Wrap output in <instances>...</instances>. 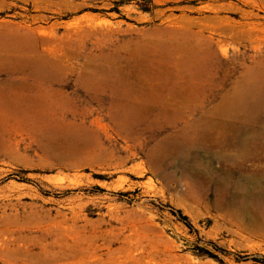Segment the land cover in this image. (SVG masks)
<instances>
[{"label":"rangeland","instance_id":"374dc122","mask_svg":"<svg viewBox=\"0 0 264 264\" xmlns=\"http://www.w3.org/2000/svg\"><path fill=\"white\" fill-rule=\"evenodd\" d=\"M1 36L44 72L0 66V264H264V0H0Z\"/></svg>","mask_w":264,"mask_h":264},{"label":"bare ground","instance_id":"6f19581e","mask_svg":"<svg viewBox=\"0 0 264 264\" xmlns=\"http://www.w3.org/2000/svg\"><path fill=\"white\" fill-rule=\"evenodd\" d=\"M8 37V36H7ZM16 40V39H15ZM20 39H18V41H13V40H9V38H5V37H3L2 38V36L0 37V52H13V54H17L15 57H8L7 55H1L0 56V66H8V67H19L21 70L26 66V67H29V69H30V67H32V69H34V70H36V71H39V72H41V73H43L42 72V70H41V68H39L37 65H36V61H32V62H30V61H27L26 60V58L25 57H23V55L24 54H21V51H24L25 49H24V46L22 45V44H24L22 41H19ZM26 43V42H25ZM26 45V44H25ZM23 53V52H22ZM11 69V68H10ZM16 69V68H15ZM26 69V68H25ZM17 70V69H16ZM15 71V70H14ZM27 71V70H26ZM257 75H260V74H258L257 73ZM257 75H252V77H253V81L255 82L254 84L252 83V84H250L249 83V80L247 81H245V82H242V83H240V85H238V87H236V88H233V90H232V92L231 93H229V94H226V96H223V99H222V101L221 102H219V104H216V106H215V109H214V111L215 112H217V114L218 115H220V116H222V117H225V116H223V115H230L233 119H235V120H239V119H236V117H237V115H241V114H243L244 115V113L243 112H241L242 110H244V102H245V99H249L250 97H252V96H250L251 95V92L253 91V89L252 88H255L256 86L255 85H257L256 84V80H257V78L259 79V76H257ZM156 91V90H155ZM149 92V91H148ZM158 92V91H157ZM151 94H152V97H150L152 100H155V99H158L157 97H156V92H152L151 91ZM179 94H180V92H179ZM158 96V95H157ZM159 97V96H158ZM238 113H240V114H238ZM208 116H210V115H208ZM211 117V116H210ZM232 119V120H233ZM234 120V121H235ZM257 120V119H256ZM214 124V123H213ZM206 125H208V126H210V125H212V122L208 119V118H205L204 119V121H203V126H206ZM227 125V124H226ZM225 125V126H226ZM257 125V124H256ZM216 126V125H215ZM228 126V125H227ZM212 127V126H211ZM219 127V126H218ZM230 127V126H229ZM233 127V126H232ZM231 127V128H232ZM235 127H238V125H236ZM234 127V128H235ZM202 128V127H201ZM210 128V127H209ZM214 128V127H213ZM227 128V127H226ZM203 129V128H202ZM217 129V128H216ZM228 129V128H227ZM239 129V128H238ZM237 129V130H238ZM223 130V129H222ZM230 130V129H229ZM229 130H228V132H229ZM237 130H235L236 132H237ZM225 132H227V131H225ZM224 131H220V133L218 134V135H215V134H212V133H205L204 132V129H203V132H201V130H198L197 131V136H196V138H199V140L200 141H205V140H207V139H213L214 137H215V139L217 140H219V138L220 137H223V134L225 133ZM235 132V133H236ZM222 133V134H221ZM226 135V134H225ZM233 135H235V134H233ZM218 136H219V138H218ZM224 137H226V136H224ZM223 137V140L220 142V144H219V148H224V147H226V145H227V143H228V141L226 140L227 138H224ZM229 137V136H228ZM230 138V137H229ZM232 138H234L233 136H232ZM231 138V142H232V139ZM234 142V141H233ZM215 143V142H214ZM192 144V143H191ZM197 144H198V142H197ZM209 144V143H208ZM229 144V143H228ZM234 144H235V142H234ZM233 143H232V145H234ZM189 145V144H188ZM209 145H211V144H209ZM230 145H231V143H230ZM178 146H180V145H178ZM203 146V145H202ZM213 146V145H212ZM227 146H229V145H227ZM234 147H237L238 148V152L240 153V155L241 154H244L245 156L246 155H248L247 153H248V150L246 149V148H241V146L240 145H238L237 143L234 145ZM181 148V147H180ZM180 148H178L177 147V150H180ZM212 148V147H211ZM215 149H217V147L215 148ZM224 150V149H223ZM222 150V151H223ZM225 150H226V148H225ZM210 151H211V149H210ZM216 151V150H215ZM219 151V150H218ZM207 152V151H206ZM217 152V151H216ZM216 152H214V153H216ZM221 152V151H220ZM220 152L219 153H217V154H220ZM199 153V152H198ZM221 155V154H220ZM185 156V155H184ZM203 156V155H202ZM238 157H239V155H238ZM204 158V157H203ZM198 159V162H199V165L201 166V168L200 167H198V166H196V168L194 169V165H192L191 166V168L190 169H188L187 171H186V176H188V177H190V178H192L195 182H198V184L199 183H201V180L203 179L202 178V175H201V173L202 172H200L201 170L202 171H206V174H208V175H213L214 174V172L215 171H211L210 169H209V166L208 165H210V164H208V162L207 161H205L204 159H201V158H199V154H196V156H194V161H196ZM160 160V159H159ZM158 160V161H159ZM157 161V162H158ZM157 162H155V163H157ZM159 163V162H158ZM233 166H235V165H233ZM232 166V167H233ZM162 167V166H161ZM188 167V166H187ZM213 168V167H212ZM229 168V167H228ZM200 170V171H199ZM227 170V169H226ZM225 170V171H226ZM220 171V170H219ZM223 171V170H222ZM204 173V172H203ZM237 173H238V171H237ZM206 177V176H205ZM209 178V177H208ZM227 186H226V188L223 190L224 191V195H223V199L219 202V206H220V208H224V207H235V208H239V209H241V208H243V207H245L246 205H245V200H244V198H242L241 196H240V193H242V192H247L249 189H251L253 186H254V184H253V182H252V180L249 178V179H247V178H245V177H243V176H240V175H235V174H233V170H230L229 172H228V175H227ZM254 181H255V179H254ZM258 181V180H257ZM206 182V184L208 185V182L209 181H205ZM197 184V183H196ZM216 185H218V184H216ZM222 186H223V184H221ZM204 186V185H203ZM221 189V188H220ZM260 192H262V191H260ZM263 193V192H262ZM259 194H261V193H259ZM245 195V194H244ZM262 195V194H261ZM260 195V196H261ZM259 196V197H260ZM255 197V196H254Z\"/></svg>","mask_w":264,"mask_h":264}]
</instances>
